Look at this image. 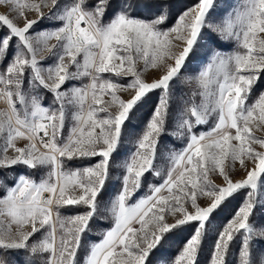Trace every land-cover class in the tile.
<instances>
[{"label": "snow or ice", "instance_id": "obj_1", "mask_svg": "<svg viewBox=\"0 0 264 264\" xmlns=\"http://www.w3.org/2000/svg\"><path fill=\"white\" fill-rule=\"evenodd\" d=\"M0 6V264H264V0Z\"/></svg>", "mask_w": 264, "mask_h": 264}, {"label": "rangeland", "instance_id": "obj_2", "mask_svg": "<svg viewBox=\"0 0 264 264\" xmlns=\"http://www.w3.org/2000/svg\"><path fill=\"white\" fill-rule=\"evenodd\" d=\"M224 2L229 6V10L231 8H235V7L243 4V0H224ZM7 11H8V9L6 7L0 6V13H6ZM30 18H34V16H30ZM51 43H55V41H51ZM229 45H230L229 46L230 48H227L224 51L233 52V51H235L237 49V45H236L235 41H230ZM45 55H47V53H45ZM188 74L189 73H185L184 75H188ZM158 75L159 74L157 72H155V70H149V72L146 74V79L151 80L154 77H157ZM85 82H87V81H85ZM74 83H79V82H74ZM5 107H6V105L3 103V101H0V109H4ZM65 134H67V132ZM254 134L257 135V136L264 137V130H256L254 132ZM155 163H156L158 168L162 169L163 174L166 175L167 169H168L169 163H170L169 159H166V160L161 162L157 158ZM249 166H251V165H249ZM245 175H246V173L242 170L239 162L238 161L235 162V165L232 167V169L230 171V178L233 181H236V180L244 178ZM210 178L216 184H222L223 183V178L220 177L218 175V173L217 174H213ZM261 185L263 187V181H261ZM201 202L203 203L204 201H201ZM252 222L257 226V228L264 227V214L260 215V218L258 220L252 218ZM106 223H107L108 226H111V223H112L111 219L107 220ZM95 242H98V241H95ZM237 264H238V262H237Z\"/></svg>", "mask_w": 264, "mask_h": 264}, {"label": "trees", "instance_id": "obj_3", "mask_svg": "<svg viewBox=\"0 0 264 264\" xmlns=\"http://www.w3.org/2000/svg\"><path fill=\"white\" fill-rule=\"evenodd\" d=\"M184 2H185V3H188V4H193V3L197 2V0H184ZM229 48H230V47H229ZM224 50H226V49H224ZM224 50H223V51H224ZM49 62H51V61H49ZM178 83H179V82H178ZM183 88H184L185 91H187L188 88H189V85L184 84V85H183ZM51 99H52L51 96H50V95H47L46 98H45V101H44L45 104H49V103H51ZM142 128H143V124H141V129H142ZM141 129H138V131L141 130ZM203 130H207V128L204 127ZM169 139H170V142L172 143V146H173L174 148H176V149H180V148H182V147L184 146V142H182V141H180V140H176V139H173V138H169ZM161 151H162V153H167V152H170L171 149L168 148L167 145H165V147H164ZM123 158H124V157H121V159H123ZM158 159H159V161L162 162V161H164V160H166V159H168V158H167L166 155L161 154V155L158 156ZM116 175H117V173L114 172V173H113V176H116ZM155 179L159 180L158 177H155ZM262 181H263V187H264V180H262ZM113 182L116 183L117 186L119 185V182H118V181H113ZM240 196H243V192H241ZM240 196L237 197V200L240 199ZM232 204L235 205V204H236V201H233ZM259 218H260V215H259V216H256V217H253V219H257V220H258ZM106 222H107V221H104V222H102V223H104V224L107 225ZM94 232H98V229L95 228V226H94ZM90 238H91L92 241H99V240L102 238V235H100V234H96V235H92ZM235 262H236V264H237V262H238V252H237V255H236V257H235Z\"/></svg>", "mask_w": 264, "mask_h": 264}]
</instances>
